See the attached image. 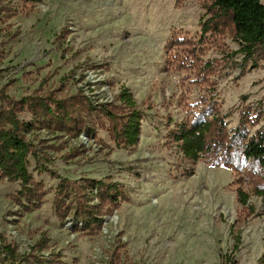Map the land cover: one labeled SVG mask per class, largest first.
Here are the masks:
<instances>
[{"label":"rangeland","instance_id":"obj_1","mask_svg":"<svg viewBox=\"0 0 264 264\" xmlns=\"http://www.w3.org/2000/svg\"><path fill=\"white\" fill-rule=\"evenodd\" d=\"M210 5L0 0V91L14 100L80 98L78 107L85 97L93 107L113 104L125 115L117 98L127 90L143 114L139 142L130 149L117 147L102 116L80 113L90 133L77 138L29 113L19 116L36 127L28 137L34 145L29 172L43 195L27 211L17 200L20 183L0 180V264H10L6 244L16 246L23 264H226V256L232 264H261L264 174L247 164L238 173L221 161L187 162L170 137L206 100L219 107L230 139L242 120L248 138L264 130V49L242 68L228 23L224 36L209 35L199 46L203 62L218 61L214 92L194 84V75L188 80L190 74L168 68L169 41L199 43ZM91 181L116 184L123 197L103 206ZM240 189L249 195L247 207ZM88 207H98L89 213L100 219L98 228L84 222Z\"/></svg>","mask_w":264,"mask_h":264},{"label":"trees","instance_id":"obj_2","mask_svg":"<svg viewBox=\"0 0 264 264\" xmlns=\"http://www.w3.org/2000/svg\"><path fill=\"white\" fill-rule=\"evenodd\" d=\"M29 1L41 2L42 0ZM210 1L211 5L208 8L210 19L200 25L199 43L174 37L169 41L166 51L169 69L190 74V77H187L188 80H191V76L194 75V84L211 86L209 88L214 92L215 85L210 79L218 72V61L203 62V57L200 55L202 50L199 46L203 45L205 38L209 35L224 36V25L228 23L229 26L226 28L232 40L240 46V50L235 55L244 56L242 68H245V64L254 59L257 50L264 49V0ZM83 98L82 110L81 106L78 107L80 98L55 99L50 94L47 97L14 100L5 90L0 91V180L20 183L21 190L17 200L27 211L39 206L43 186L35 181L29 172V158L33 155L34 145L28 137L36 127L33 123L21 121L20 115L29 113L35 121H50L54 131L76 138L85 132L90 133L80 113H84L85 117L87 115L102 116L110 123V136L118 148L130 149L139 141L143 114L137 109V104L129 91H122L117 98L121 106L128 110L125 115L121 107L102 104L97 108L93 107L88 99ZM204 99L202 98V102ZM206 104L208 105L199 115L190 118L188 124L178 125L170 132L171 140L183 159L192 163L204 159L213 164L221 161L238 173L245 168L244 164H247V168L264 174V130L248 138L245 121L242 120L235 136L230 139L217 104L207 100ZM184 105L187 106L185 100ZM65 186V184L60 186L58 191L60 196L66 193ZM91 187L97 190L100 204L103 206L117 205L118 200L123 197L122 190L116 184L91 181ZM258 195L264 197L263 192H258ZM238 197L241 205L247 207L249 195L240 189ZM23 199L27 200L28 206L23 204ZM61 201L62 199L59 198V202L56 203L60 216L64 214ZM97 208L88 207L82 213L84 222L90 228H98L101 225L100 219L89 216V213L98 210ZM4 252L10 264L25 262L13 244L4 245ZM224 262L232 264L231 257H224ZM260 263L264 264V255Z\"/></svg>","mask_w":264,"mask_h":264},{"label":"water","instance_id":"obj_3","mask_svg":"<svg viewBox=\"0 0 264 264\" xmlns=\"http://www.w3.org/2000/svg\"><path fill=\"white\" fill-rule=\"evenodd\" d=\"M139 142V141H138Z\"/></svg>","mask_w":264,"mask_h":264}]
</instances>
